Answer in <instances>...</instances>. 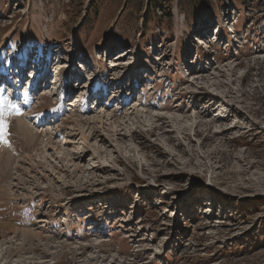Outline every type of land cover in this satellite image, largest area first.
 Listing matches in <instances>:
<instances>
[{
    "label": "rangeland",
    "instance_id": "374dc122",
    "mask_svg": "<svg viewBox=\"0 0 264 264\" xmlns=\"http://www.w3.org/2000/svg\"><path fill=\"white\" fill-rule=\"evenodd\" d=\"M145 12L0 0V264H264V0Z\"/></svg>",
    "mask_w": 264,
    "mask_h": 264
},
{
    "label": "bare ground",
    "instance_id": "6f19581e",
    "mask_svg": "<svg viewBox=\"0 0 264 264\" xmlns=\"http://www.w3.org/2000/svg\"><path fill=\"white\" fill-rule=\"evenodd\" d=\"M124 52H121V53H119L120 55L119 56H121L119 59H117L118 61L119 60H122V61H124V59H121V58H125V56H126V53H124ZM123 54V55H122ZM116 62V61H115ZM114 62V63H115ZM74 66H76V65H74ZM114 66H118V68H120L121 67V65H120V62L119 63H116V65H114ZM120 66V67H119ZM49 67V65H47V68ZM125 67V66H124ZM127 67V66H126ZM58 69H60V67H58ZM68 69H70V68H68ZM61 70V69H60ZM75 70H77V69H75ZM71 71V70H69V72H72V74L74 73L75 74V72L76 71ZM85 70H87V68H85ZM119 70V69H118ZM85 72V71H84ZM91 72V69H88V71H86V73H87V75L89 74ZM122 72H123V70H122ZM81 73H83V72H80V74ZM67 74H69V73H67ZM87 75H82L81 74V76H82V78L83 79H87ZM90 75H88V77H89ZM123 76V75H122ZM129 77V76H128ZM128 77H126V76H124V77H122L121 79H122V81H123V83L125 84L126 83V81H127V78ZM62 78V77H61ZM60 78V79H61ZM67 78H68V82L69 83H64V85H67V84H71L72 83V80H71V76H68V77H65L64 79H66L67 80ZM8 80L9 81H11V79H9L8 78ZM50 83V82H49ZM48 83V86H47V88L48 89H50V85L51 84H53V83H50L49 84ZM71 86H72V84H71ZM36 91V90H35ZM34 91V92H35ZM122 91V90H121ZM66 93H67V91H66ZM104 95H105V93H103ZM49 99V98H48ZM34 99H32V98H28V101H29V104H28V107H31V105H32V101H33ZM96 100H98V99H96ZM102 100V99H101ZM100 103V102H99ZM133 113L134 112H132V115H133ZM121 113L120 112H118V111H115L114 112V116L116 117L117 115H120ZM129 114H127V116H128ZM31 116H36V117H39V118H41V117H43V112H42V110H39V111H35V113H33V115H31ZM58 116V115H57ZM176 116V115H175ZM155 119H157L156 120V122H161L162 121V123H167L168 122V118H166V117H164V116H156V118ZM177 119V118H176ZM99 120V119H98ZM82 122H84V123H86V124H88L87 123V121L86 120H82ZM99 122V121H98ZM169 123V122H168ZM47 124V123H46ZM82 124V123H81ZM89 124H92V122H89ZM169 125V124H168ZM121 126V125H120ZM119 127V126H118ZM9 129H11L12 131H10L9 132V134H8V136H7V139H8V141H9V143L8 144H5L7 147H9V146H11V144H12V146H15V148H16V154H18L19 153V149H18V147H17V145H16V141H15V135L18 137V143H19V148H20V144H22V143H24L25 141H28V140H31L32 138H33V135H32V132H31V130H30V128H28L25 124H23L19 119H16V120H13L12 122H11V125H10V128ZM97 134V131H94V135H96ZM34 136L37 138V137H39V134L37 133L36 135L34 134ZM120 136H122L123 138H126L127 137V134L124 132V129H121L120 131H116V137H120ZM95 137V136H94ZM93 138V137H92ZM171 138V137H170ZM89 139V138H88ZM107 139V138H106ZM104 141H105V139H104ZM33 144V143H32ZM5 146V147H6ZM15 152V151H14ZM14 152H13V154H14ZM79 152V151H78ZM78 152H76V153H74V156L75 155H77V157L79 158V156H84V155H79V153ZM82 152V151H81ZM1 165H2V163H1ZM8 167V166H7ZM105 168V167H104ZM77 170H80V168L78 167L77 168ZM245 170V169H244ZM248 172V171H247ZM28 173V172H27ZM9 174V173H8ZM94 176H95V173H92ZM6 176V175H5ZM19 176V175H18ZM93 176V177H94ZM44 178V176L42 177V179ZM1 180V179H0ZM2 181V180H1ZM20 184H23V181L20 183ZM73 187H68V188H66V190L67 191H75V189H72ZM93 197V196H92ZM98 198V197H97ZM102 199V198H101ZM211 202H213V200L210 198V201H209V203H207L208 205H210L211 204ZM9 203V202H8ZM8 205H11V204H8ZM7 206V205H6ZM210 206H213V203H212V205H210ZM14 207V206H13ZM18 222V221H17ZM20 224V223H19ZM41 237V236H40Z\"/></svg>",
    "mask_w": 264,
    "mask_h": 264
},
{
    "label": "trees",
    "instance_id": "16d2710c",
    "mask_svg": "<svg viewBox=\"0 0 264 264\" xmlns=\"http://www.w3.org/2000/svg\"><path fill=\"white\" fill-rule=\"evenodd\" d=\"M94 1V0H92ZM127 1H132V0H127ZM135 2H141L142 4H145V8H146V12L147 14H149L150 12L154 11V10H160V11H165L166 8H170V4H172V2L174 0H134ZM193 2L196 3L198 5H200L201 7L207 6L211 3V0H181V2ZM226 1V0H225ZM236 4H242L245 5V3L248 0H233ZM175 264V263H173Z\"/></svg>",
    "mask_w": 264,
    "mask_h": 264
},
{
    "label": "snow or ice",
    "instance_id": "6c2138e0",
    "mask_svg": "<svg viewBox=\"0 0 264 264\" xmlns=\"http://www.w3.org/2000/svg\"><path fill=\"white\" fill-rule=\"evenodd\" d=\"M4 103H7V98H0ZM8 123L3 119V113L0 111V143L8 144L9 141L7 139L8 136Z\"/></svg>",
    "mask_w": 264,
    "mask_h": 264
}]
</instances>
